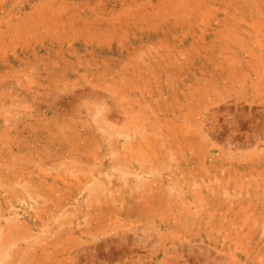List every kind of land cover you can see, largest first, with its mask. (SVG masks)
Returning a JSON list of instances; mask_svg holds the SVG:
<instances>
[{"label":"rangeland","instance_id":"374dc122","mask_svg":"<svg viewBox=\"0 0 264 264\" xmlns=\"http://www.w3.org/2000/svg\"><path fill=\"white\" fill-rule=\"evenodd\" d=\"M0 227V264H264V0H0Z\"/></svg>","mask_w":264,"mask_h":264},{"label":"bare ground","instance_id":"6f19581e","mask_svg":"<svg viewBox=\"0 0 264 264\" xmlns=\"http://www.w3.org/2000/svg\"><path fill=\"white\" fill-rule=\"evenodd\" d=\"M71 46H72V45H71ZM86 49H87V48H86ZM58 50H59V47H58ZM67 50H68V49H67ZM67 50H65V51H67ZM70 52H71V50H70ZM62 53H63V52H62ZM65 53H66V52H65ZM71 53H73V52H71ZM66 55H67V54H66ZM71 56H72V54H71ZM66 57H68V56H66ZM262 72H263V71H262ZM246 73H247V72H246ZM256 73H257V72H256ZM256 73H255V74H256ZM259 74H260V73H259ZM259 77H260V76H259ZM259 80H260V79H259ZM257 89H258V88H257ZM262 93H263V92H262ZM136 125H137V124H136ZM136 125H135V126H136ZM179 129H180V128H179ZM132 135H133V134H132ZM128 136H129V135H128ZM152 137H153V136H152ZM155 138H156V137H155ZM155 138H153V139H155ZM179 138H180V137H179ZM128 139H129V138H128ZM177 140H178V138H177ZM181 140H182V139H181ZM125 141H126V140H125ZM139 141H140V140H139ZM148 141H150V140H148ZM179 141H180V140H179ZM146 142H147V141H146ZM136 143H137V141H136ZM117 144H118V143H117ZM141 144H142V143H141ZM148 144H149V143H148ZM158 144H160V142H159ZM142 145H143V144H142ZM142 145H141V146H142ZM149 145H150V144H149ZM149 145H148V147H149ZM163 145H164V143H163ZM256 145H257V144H256ZM83 146H84V145H83ZM128 146H129V145H128ZM136 146H137V145H136ZM146 147H147V146H146ZM136 148H137V147H136ZM142 148H144V147H142ZM129 149H131V148H129ZM133 149H134V148H133ZM151 149H152V148H151ZM156 149H157V148H156ZM122 150H123V149H122ZM136 150H137V149H136ZM158 150H159V147H158ZM166 150H167V149H166ZM118 151H119V150H118ZM125 151H126V150H125ZM125 151H124V152H125ZM134 151H135V150H134ZM159 151H160V150H159ZM119 152H120V151H119ZM129 152H130V151H129ZM89 153H90V152H89ZM125 153H126V152H125ZM135 153H136V152H135ZM165 153H166V151L164 152V154H165ZM121 154H122V153H121ZM121 154H120V155H121ZM126 154H127V153H126ZM129 154H131V153H129ZM136 154H137V153H136ZM136 154H135V155H136ZM143 154H144V153H143ZM159 154H160V153H159ZM161 154H162V153H161ZM123 155H124V154H123ZM87 156H88V155H87ZM146 156H147V155H146ZM160 156H161V155H160ZM118 157H119V156H118ZM135 157H136V156H135ZM144 157H145V156H144ZM165 157H166V156H165ZM136 158H137V157H136ZM151 158H152V157H151ZM163 159H164V158H163ZM134 160H135V159H134ZM152 160H153V159H152ZM164 160H165V159H164ZM166 160H167V159H166ZM126 161L128 162L127 159H126ZM143 161H145V160H143ZM124 162H125V161H124ZM124 162H123V163H124ZM166 162H167V161H165V163H166ZM117 163H118V162H117ZM125 164H126V166H127L128 164L130 165L131 163L128 162V163H125ZM125 164H123V165H125ZM161 164H163V163H161ZM161 164H160V165H161ZM131 166H132V165H131ZM156 166H157V165H156ZM158 166H159V165H158ZM127 167H128V166H127ZM132 167H134V166H132ZM154 167H155V166H154ZM139 169H140V168H139ZM136 174H137V173H136ZM140 174H141V173H140ZM91 177H92V176H91ZM140 179H143V178H140ZM141 181H142V180H141ZM28 182H29V180H28ZM81 183H82V182H81ZM136 183H137V185H138V183H140V181H139V182L137 181ZM143 183H144V181H143ZM139 185H140V184H139ZM143 185H144V184H143ZM34 186H35V185H34ZM81 186H82V185H81ZM81 186H80V187H81ZM41 187H42V185H41ZM57 187H59V186H57ZM104 187H106V186H104ZM44 188H45V187H44ZM95 188H96V187H95ZM137 188H138V187H137ZM40 189H41V188H40ZM42 189H43V188H42ZM110 189H111V188H110ZM108 190H109V189H108ZM43 191H44V190H43ZM94 191H95V190H94ZM102 192H104V191H102ZM109 192H111V191H109ZM138 192H139V191H138ZM144 192H145V191H144ZM88 194L90 195L89 192H88ZM102 194H103V193H102ZM141 194H142V193H141ZM89 195H88V196H89ZM99 195H101V194H99ZM104 195H105V194H104ZM150 195H151V194H150ZM88 196H87V197H88ZM97 196H98V195H97ZM89 197H90V196H89ZM89 197H88V198H89ZM93 197H94V196H93ZM151 197H152V196H151ZM156 197H157V196H156ZM88 198H86V199H88ZM91 198H92V197H91ZM95 198H96V197H95ZM95 198H93V199H95ZM105 198H106V197H105ZM113 198H114V196H113ZM119 198H121V197H119ZM147 198H148V197H147ZM159 198H160V196H159ZM41 199H42V198H41ZM91 200H92V199H91ZM95 200H96V199H95ZM99 200H100V197H99ZM106 200H107V199H106ZM145 200H146V199H145ZM24 201H25V200H24ZM81 201H82V200H81ZM89 201H90V200H89ZM97 201H98V198H97ZM97 201H95V203H96ZM101 201H102V200H101ZM110 201H111V200H110ZM112 201H113V199H112ZM112 201H111V202H112ZM115 201H116V200H115ZM119 201H120V200H119ZM138 201H139V200H138ZM160 201H161V200H160ZM87 202H88V201H87ZM113 202H114V201H113ZM79 203H80V202H79ZM83 203H84V202H83ZM104 203H105V201H104ZM115 203H118V202L116 201ZM120 203H121V201H120ZM144 203H145V202H144ZM149 203H150V202H149ZM26 204H27V202H26ZM91 204H93V203H91ZM101 204H102V202H101ZM101 204H100V205H101ZM110 204H111V203H110ZM110 204H108V205H110ZM151 204H152V203H151ZM96 205H97V204H96ZM119 205H120V204H119ZM133 205H134V204H133ZM152 205H153V204H152ZM116 206H117V205H116ZM116 206H115V207H116ZM135 206H136V203H135ZM137 206H138V205H137ZM153 206H154V205H153ZM156 206H157V205H156ZM74 207H75V206H74ZM81 207H82V206H81ZM88 207H89V206H88ZM88 207H87V208H88ZM96 207H97V206H96ZM101 207H102V209H103V205H101ZM108 207H109V206H108ZM111 207H112V204H111ZM120 207H121V206H120ZM161 207H162V206H161ZM30 208H31V207H30ZM87 208H86V211L88 212L89 209L87 210ZM148 208H149V207H148ZM157 208H158V207H157ZM110 209H111V211H112V208H110ZM154 209H155V208H154ZM119 210H120V209H119ZM143 210H144V209H143ZM151 210H152V209H151ZM156 210H157V209H156ZM218 210H219V209H218ZM86 211H84V212H86ZM98 211H99V210H98ZM98 211H97V212H98ZM140 211H141V210H140ZM158 211H159V210H158ZM23 212H24V210H23ZM25 212H26V211H25ZM128 213H130V212L128 211ZM128 213H127V214H128ZM25 214H26V213H25ZM27 214H28V213H27ZM30 214H31V213H30ZM35 214H36V213H35ZM85 214H86V213H85ZM85 214H84V215H85ZM223 214H225V213H223ZM129 215H130V214H129ZM20 216H21V215H20ZM25 216H26V215H25ZM32 216H33V215H32ZM215 216H216V215H215ZM21 217H22V216H21ZM29 217H30V216H29ZM106 217H107V215H106ZM112 217H113V216H112ZM172 217H173V216H172ZM175 217H176V216H175ZM182 217H183V216H182ZM182 217H181V218H182ZM184 217H185V216H184ZM213 217H214V216H213ZM213 217H212V218H213ZM96 219H97V218H96ZM161 219H162V217L160 218V220H161ZM172 219H173V218H172ZM176 219H177V217H176ZM176 219H175V221H176ZM218 219H219V218H218ZM223 219H224V218H223ZM245 219H246V218H245ZM103 220H104V219H103ZM110 220H111V219H110ZM117 220H118V219H117ZM162 220H163V219H162ZM167 220H169V218H168ZM173 220H174V219H173ZM233 220H234V219H233ZM177 221H178V220H177ZM254 221H255V220H254ZM19 222H20V221H19ZM22 222H23V221H22ZM127 222H128V221H127ZM173 222H174V221H173ZM180 222H181V221H180ZM226 222H227V218H226ZM226 222H225V223H226ZM33 223H34V222H33ZM160 223H162V222H160ZM168 223H169V222H168ZM174 223H175V222H174ZM178 223H179V222H177V224H178ZM186 223H187V222H186ZM25 224H26V223H25ZM25 224H23V225H21V226L24 227ZM29 224H30V223H29ZM166 224H167V223H166ZM181 224H182V223H181ZM183 224H184V223H183ZM234 224H236V222H235ZM237 224H238V223H237ZM85 225H86V223H85ZM88 225H89V224L87 223L86 226H88ZM155 225H156V224H155ZM238 225H239V224H238ZM18 226H19V225H18ZM89 226H90V225H89ZM99 226H100V225H99ZM156 226H157V225H156ZM175 226H176V225H175ZM181 226H182V225H181ZM192 226H193V225H192ZM223 226H224V225H223ZM228 226H230V225H228ZM25 227H26V225H25ZM182 227H183V226H182ZM217 227H218V226H217ZM0 228H1V227H0ZM18 228H19V227H18ZM83 228H84V227H83ZM106 228H107V227H106ZM132 228H133V227H132ZM137 228H138V227H137ZM153 228H154V227H153ZM155 228H156V227H155ZM157 228H158V227H157ZM161 228H163V227H161ZM219 228H221V226H220ZM224 228H225V227H224ZM227 228H228V227H227ZM1 229H2V228H1ZM100 229H101V228H100ZM158 229H159V228H158ZM18 230H19V229H18ZM61 230H62V229H61ZM79 230H80V229H79ZM88 230H89V229H88ZM90 230H92L91 227H90ZM138 230H139V229H138ZM161 230H162V229H161ZM161 230H160V232H161ZM185 230H186V229H185ZM219 230H221V229H219ZM222 230H223V229H222ZM81 231H82V229H81ZM85 231H86V230H85ZM130 231H131V230H130ZM152 231H153V229H152ZM174 231H175V230H174ZM174 231H173V232H174ZM228 231H229V230H228ZM237 231H239V230H237ZM237 231H236V232H237ZM137 232H138V231H137ZM147 232H148V231H147ZM222 232H223V231H222ZM242 232H243V231H242ZM244 232H245V231H244ZM91 233H92V232H91ZM134 233H135V232H134ZM142 233H143V232H142ZM153 233H154V232H153ZM157 233H158V232H157ZM166 233H167V230H166ZM181 233H182V232H181ZM185 233H187V232H185ZM46 234H47V233H46ZM79 234H80V233H79ZM79 234H78V235H79ZM97 234H98V233H97ZM146 234H148V233H146ZM163 234H165V233H163ZM183 234H184V232H183ZM190 234H191V232H190ZM198 234H199V233H198ZM2 235H4V234H2ZM90 235H91V234H90ZM132 235H133V234H132ZM135 235H136V234H135ZM142 235H143V234H141V236H142ZM168 235H169V234H168ZM220 235H222V234H220ZM234 235H235V234H234ZM169 236H170V235H169ZM192 236H193V234H192ZM197 236H198V235H197ZM213 236H214V235H213ZM213 236L211 235V237H213ZM241 236H242V234H241ZM243 236H244V235H243ZM245 236H246V235H245ZM79 237H81V236H79ZM164 237H165V236H164ZM172 237H173V235H172ZM194 237H195V236H194ZM211 237H210V239H212ZM86 238H87V237H86ZM152 238H153V237H152ZM155 238H156V237H155ZM176 238H177V237H176ZM176 238H175V239H176ZM248 238H249V237H248ZM71 239H72V238H71ZM75 239H76V238H75ZM79 239H80V238H79ZM84 239H85V238H84ZM87 239H88V238H87ZM87 239H86V240H87ZM144 239H145V238H144ZM186 239H188V238H186ZM213 239H214V238H213ZM229 239H230V238H229ZM24 240H25V239H24ZM81 240H82V239H81ZM139 240H140V238H139V236H138V241H139ZM157 240H158V239H157ZM205 240H207V239H205ZM205 240H204V241H205ZM214 240H215V239H214ZM214 240H213V241H214ZM6 241H7V240H6ZM77 241H78V240H77ZM179 241H181V240H179ZM191 241H192V240H191ZM191 241H190V243H191ZM195 241H196V240H195ZM62 242H63V240H62ZM69 242H70V240H69ZM81 242H82V241H81ZM143 242H144V241H143ZM186 242H187V241H186ZM198 242H199V239H198ZM70 243H71V242H70ZM147 243H148V242H147ZM155 243H156V242H155ZM155 243H154V244H155ZM244 243H245V242H244ZM176 244H177V243H176ZM216 244H217V243H216ZM224 244H225V243H224ZM227 244H228V243H227ZM62 246H63V245H62ZM72 246H74V245H72ZM182 246H183V245H182ZM196 246L198 247V245H196ZM224 246H225V245H224ZM230 246H231V245H230ZM130 247H131V246H130ZM84 248H85V247H84ZM174 248H175V247H174ZM223 248H224V247H223ZM179 249H180V246H179ZM240 249H241V248H240ZM245 249H246V248H245ZM63 250H64V249H63ZM176 250H177V249H176ZM218 250H219V249H218ZM229 250H230V248H229ZM241 250H242V249H241ZM241 250H240V251H241ZM227 251H228V249H227ZM234 251H235V250H234ZM234 251H233V253H234ZM215 252H216V251H215ZM238 252H239V250H238ZM230 253H231V252H230ZM255 253H256V252H255ZM236 254H237V252H236ZM243 255H245V254H243ZM238 256H239V253H238ZM252 256H253V255H252ZM69 257H70V256H69ZM246 257H247V255H246ZM70 258H71V257H70ZM241 258H242V257H241ZM254 258H255V257H254ZM238 259H239V258H238ZM244 259H245V258H244ZM239 260L242 261L241 259H239ZM259 260H260V259H259ZM256 261H258V260H256ZM256 261H255V262H256ZM228 262H229V261H228ZM232 264H233V263H232ZM240 264H241V263H240Z\"/></svg>","mask_w":264,"mask_h":264}]
</instances>
